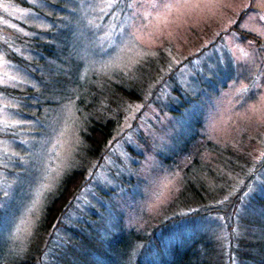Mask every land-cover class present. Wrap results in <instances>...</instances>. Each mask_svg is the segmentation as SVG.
<instances>
[{
    "label": "rangeland",
    "instance_id": "1",
    "mask_svg": "<svg viewBox=\"0 0 264 264\" xmlns=\"http://www.w3.org/2000/svg\"><path fill=\"white\" fill-rule=\"evenodd\" d=\"M38 1L0 0V42L16 37L23 43L9 47L15 50L7 51V57L0 43V86H38L34 66L25 69L8 54L16 51L31 58L29 39L47 38L46 30L58 25L71 49L89 64L84 78L98 89L102 78H112L114 71L130 69L147 56L163 53L162 65L180 66L162 78L159 72L141 101L120 109L124 114L105 155L89 163L60 229L100 210L105 216L113 210L116 219L122 210L126 231L153 227L154 215L182 186L187 158L180 152L172 159L180 146L189 158L207 153L212 144L219 150L234 146L244 134L241 148L253 140L250 135L264 141V0H114L111 5L108 0ZM236 26L254 37L241 35ZM59 99L53 97L56 106L37 119L24 115L22 100L0 90V210L5 207L8 222L3 228L11 240L22 236L24 241L32 233L46 196L77 165L82 125L77 103ZM253 147L254 169L245 180L231 179L236 187L231 184L229 198L235 201L245 190L235 219L245 233L248 226L243 228L240 221L257 213L254 194L264 187V145L255 142ZM165 159L170 165L163 167ZM198 222L218 233L227 227L221 216ZM108 224L104 219L98 226Z\"/></svg>",
    "mask_w": 264,
    "mask_h": 264
},
{
    "label": "trees",
    "instance_id": "2",
    "mask_svg": "<svg viewBox=\"0 0 264 264\" xmlns=\"http://www.w3.org/2000/svg\"><path fill=\"white\" fill-rule=\"evenodd\" d=\"M24 4L43 11L25 1ZM46 16L53 19V14ZM58 26L46 30L47 38L29 39L31 58L22 55L23 59L16 51L8 54L13 62L21 63L25 69L30 70L31 64L34 66L31 72L38 86L26 90L0 86V90L22 100L26 105L21 109L24 115L37 119L44 118V109L56 106L51 100L53 97L60 96V102L76 100L82 123L81 142L75 153L77 165L67 169L46 196L37 224L24 241H21L22 236L9 239L3 228L4 221L8 222L3 219L5 207L0 210V264H264V187L254 194L253 210L257 213L251 214L248 221H240L243 228L248 226L247 233L235 222L245 190L238 193L240 196L235 201L229 199L234 185L231 179L239 176L245 180L244 176L253 171L256 164L253 145L255 142L264 145L261 136L250 135L253 140L245 144L247 148H241L247 137L244 134L234 146L219 150L212 144L206 148L207 153L193 154L189 158L185 153L188 150H182L183 146L176 147L178 153H173L172 159L184 152L188 161L182 170L183 183L177 196L154 215L153 227L148 224L144 229L126 231L122 210L118 219L113 210L106 216L100 210L87 216L81 214L83 220L68 227L70 229L59 228L63 215L73 208L89 163L105 155L107 141L114 136L124 114L120 109L125 110L126 103L141 101L159 78V72L162 78L164 72L168 70L173 74L180 66L175 67L171 60V65H162L165 62L163 53L160 57L147 56L143 61L138 59L130 69L114 71L113 77H109L112 80L102 78L98 89L93 80L84 78L89 74V64L71 49L69 38ZM234 29L245 37L252 36L251 32L237 26ZM0 43L4 57H7V51L15 50H9V47L23 45L16 37H6ZM118 109L119 116L111 118L115 115L112 111ZM164 162L163 167L170 165L167 159ZM179 166L177 162L176 168ZM1 206H4L3 201ZM216 216H221L227 223L219 233L204 229L198 222ZM104 219L109 223L108 228H99ZM89 229L90 233H86Z\"/></svg>",
    "mask_w": 264,
    "mask_h": 264
},
{
    "label": "snow or ice",
    "instance_id": "3",
    "mask_svg": "<svg viewBox=\"0 0 264 264\" xmlns=\"http://www.w3.org/2000/svg\"><path fill=\"white\" fill-rule=\"evenodd\" d=\"M108 3L111 5L112 3H114V0H108ZM2 6V5H0Z\"/></svg>",
    "mask_w": 264,
    "mask_h": 264
}]
</instances>
